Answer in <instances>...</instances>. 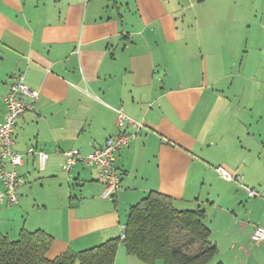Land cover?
Returning <instances> with one entry per match:
<instances>
[{
	"label": "crops",
	"instance_id": "0c3cea01",
	"mask_svg": "<svg viewBox=\"0 0 264 264\" xmlns=\"http://www.w3.org/2000/svg\"><path fill=\"white\" fill-rule=\"evenodd\" d=\"M18 73L39 92L14 129L18 172L38 165L29 146L44 150L30 179L54 188L36 206L0 205L1 233L43 229L53 259L119 236L130 207L159 191L205 210L218 249L205 264H264L252 238L264 226V0H0V122ZM120 107L144 126H126L135 136L107 198L96 168L66 174L62 151L104 146ZM114 264L149 263L121 243Z\"/></svg>",
	"mask_w": 264,
	"mask_h": 264
},
{
	"label": "trees",
	"instance_id": "16d2710c",
	"mask_svg": "<svg viewBox=\"0 0 264 264\" xmlns=\"http://www.w3.org/2000/svg\"><path fill=\"white\" fill-rule=\"evenodd\" d=\"M204 219V209L177 208L170 195L151 191L130 207L124 237L50 259L53 237L45 230L24 228L15 240L0 232V264H114L121 243L149 264H205L218 249Z\"/></svg>",
	"mask_w": 264,
	"mask_h": 264
},
{
	"label": "built area",
	"instance_id": "2783aa9c",
	"mask_svg": "<svg viewBox=\"0 0 264 264\" xmlns=\"http://www.w3.org/2000/svg\"><path fill=\"white\" fill-rule=\"evenodd\" d=\"M38 97L39 92L25 83L23 73H18L13 77L9 92L4 97L6 117L4 121L0 122V205H14L19 202L18 188L23 179L18 172V167L24 162V154L14 148V129L19 116L25 111L32 110ZM116 111V123L120 132L109 137L104 146L86 154H83L79 148L62 151L66 159L64 169L69 174L79 162L86 167L96 168L99 179L105 185L103 196L107 198L114 197L121 187V174L116 167L117 154L129 146L131 139L135 136V133L126 130V126L133 125L137 132H140L144 126L142 122L130 118L121 107ZM26 154L36 156L40 169L45 168L49 157L48 152L29 146ZM218 170L227 179H235L222 168H218ZM245 189L250 196L259 194L255 188L245 186ZM124 228L123 225L122 237L125 236ZM252 238L255 241L264 240V226H256Z\"/></svg>",
	"mask_w": 264,
	"mask_h": 264
},
{
	"label": "rangeland",
	"instance_id": "374dc122",
	"mask_svg": "<svg viewBox=\"0 0 264 264\" xmlns=\"http://www.w3.org/2000/svg\"><path fill=\"white\" fill-rule=\"evenodd\" d=\"M189 14H194V11L192 9L188 10ZM85 168H89L84 166ZM38 171H40L39 163L36 168L30 170V174L27 173L26 176H23V182L18 188V195L19 198L24 196L27 198L28 205L36 206L35 200L37 199V202H41L44 198H47L49 194H51V188H54L52 184H44L42 186V181L40 179L35 180L34 178L30 179L31 175L35 176L36 174H39ZM68 174V172H66ZM30 182V183H29ZM27 187L28 192L23 193V188ZM32 187V189H30ZM51 187V188H50ZM22 194V195H21ZM37 211V208L35 209ZM37 213V212H36Z\"/></svg>",
	"mask_w": 264,
	"mask_h": 264
}]
</instances>
